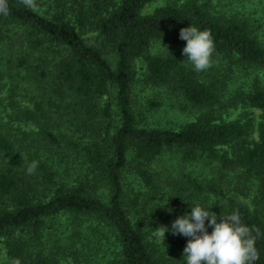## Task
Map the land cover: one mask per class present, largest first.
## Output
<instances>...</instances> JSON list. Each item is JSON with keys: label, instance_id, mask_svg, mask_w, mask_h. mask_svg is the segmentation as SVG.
<instances>
[{"label": "trees", "instance_id": "16d2710c", "mask_svg": "<svg viewBox=\"0 0 264 264\" xmlns=\"http://www.w3.org/2000/svg\"><path fill=\"white\" fill-rule=\"evenodd\" d=\"M152 1L5 0L0 264H187L193 238L171 228L197 205L217 223L238 214L256 240L254 264H264V0H186L144 13ZM190 26L210 32L227 81L173 50L151 53ZM137 61L146 84L200 111L194 121L178 129L137 122ZM232 74L249 80L230 89ZM238 104L260 110L256 127L221 117L219 107ZM11 121L35 130L15 135ZM69 157L90 172L73 178Z\"/></svg>", "mask_w": 264, "mask_h": 264}, {"label": "rangeland", "instance_id": "374dc122", "mask_svg": "<svg viewBox=\"0 0 264 264\" xmlns=\"http://www.w3.org/2000/svg\"><path fill=\"white\" fill-rule=\"evenodd\" d=\"M186 0H153L145 9L144 13H151L155 8L162 7L163 5L170 4V3H177L181 4L184 3ZM186 40L179 39V40H168L164 41V43H154L151 46V53L152 54H162L165 51L173 50L175 54H178L179 59H182L184 64H188V66L194 67L191 61H189L187 56L183 54V49L186 46ZM110 57L112 53L108 54ZM136 69V78L132 84V102H131V110L133 115L135 116L137 122L146 127H158V128H170V129H178L184 124L188 122H192L198 116L199 112L197 108L192 107L188 104V102L176 93H172L167 88L163 87H154L150 86L145 83V68L141 61H137L134 64ZM226 65L217 62L211 56V66L207 70L199 71L201 74L205 75H216L219 76L224 81H227L229 75H226ZM231 75V74H230ZM233 76H230L229 80L232 83L229 86L231 89L232 87H236L240 83L249 80L248 78H243L241 75H238L234 79ZM259 76L262 80H264V71H260ZM253 77V76H252ZM228 80V81H229ZM229 81V83H230ZM244 86H249V84H245ZM229 91V89H228ZM227 91V93H228ZM226 93V94H227ZM4 97V93L0 94ZM113 102V99H110ZM224 101V100H222ZM157 105H153V104ZM113 104V117L114 119L117 118V113L115 110L114 103ZM219 106V104L217 105ZM220 109H227L226 111H222V118L226 121L229 120H241V121H252L254 126L256 127L257 122L260 119V110L259 109H252L241 104H238L236 107H227ZM11 109H9V112ZM9 112H3L2 116H6V114H11ZM12 116V114H11ZM10 120V119H9ZM12 132L16 135L18 134L19 129L24 130H35L34 125L25 126L21 122L18 121H11ZM10 126V125H9ZM257 135V133H256ZM255 133L253 136H256ZM64 155H62L63 157ZM71 175L73 178L81 177L83 178L86 172H90V170L84 166L82 163H79V160L73 157H69V162L67 165ZM201 171H205L204 169ZM131 176L126 178V182L131 181ZM134 187H138L137 183L135 182ZM248 193V190H244ZM249 194V198L252 201V194ZM5 257L4 253L0 248V262H4ZM69 264V263H64Z\"/></svg>", "mask_w": 264, "mask_h": 264}, {"label": "clouds", "instance_id": "9594fccd", "mask_svg": "<svg viewBox=\"0 0 264 264\" xmlns=\"http://www.w3.org/2000/svg\"><path fill=\"white\" fill-rule=\"evenodd\" d=\"M26 5L32 6L33 0H24ZM0 12H7L5 0H0ZM180 38L186 40L183 49L196 71L207 70L211 66L213 53V39L209 31H198L195 27L180 30ZM162 43V41H161ZM199 205L192 207L190 215L179 217L172 223V234H182L192 237L185 249L187 264H254L259 259L255 246L256 240L251 230L242 225L240 216L232 214L222 215L217 223V216ZM205 220L213 231L209 234L205 227ZM159 234L164 238L167 228Z\"/></svg>", "mask_w": 264, "mask_h": 264}]
</instances>
